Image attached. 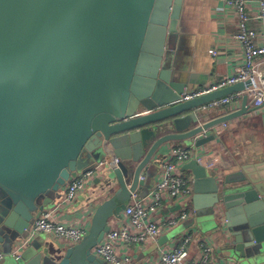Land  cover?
<instances>
[{"label":"water","instance_id":"1","mask_svg":"<svg viewBox=\"0 0 264 264\" xmlns=\"http://www.w3.org/2000/svg\"><path fill=\"white\" fill-rule=\"evenodd\" d=\"M182 2L0 0V251L25 241L78 173L96 172L88 207L107 196L79 243L35 238L0 264H106L92 250L131 194L147 195L165 146L200 148L249 112L250 81L182 101L193 83L175 56ZM236 94L240 109L200 122L207 104ZM182 170L188 228L219 239L222 264H264V164Z\"/></svg>","mask_w":264,"mask_h":264},{"label":"built area","instance_id":"2","mask_svg":"<svg viewBox=\"0 0 264 264\" xmlns=\"http://www.w3.org/2000/svg\"><path fill=\"white\" fill-rule=\"evenodd\" d=\"M227 7L236 16L237 31L233 38L242 50V61L236 65L224 79L183 94L182 101H187L201 95L211 93L238 82L250 81V86L244 91L253 99V107L264 113V82L257 60L264 57V0H254V6L247 5L244 0H225ZM253 25V26H252ZM216 53L213 52V55ZM239 98L238 94L221 98L207 104L203 109L211 110L219 106L231 107ZM229 108L227 109V113ZM204 155L190 148L175 146L168 150L159 164L154 185L145 197L132 193L121 218L104 235L102 241L92 250V254L106 264H131V247L142 246L156 241L164 232L169 231L180 222L188 220L190 213L186 204L192 195L191 181L184 175L182 165L195 160L197 163L213 169L220 174L216 160L204 159ZM96 172L86 169L76 175L61 192L57 205L50 210H44L40 217L29 227L25 241L16 244L11 252L18 258L25 242L35 239L38 234L48 235V239L62 247H69L80 242L87 233L90 222L69 221L56 217L61 207L70 206L76 200L79 192H85L92 186ZM178 207L171 213L158 218L159 212L169 207ZM62 218H64L62 216ZM190 230V229H189ZM189 231L182 234L178 245L170 250L160 251L156 264H213L212 243L196 241L198 251L190 260L187 257L186 246L191 242ZM5 255L0 251V263Z\"/></svg>","mask_w":264,"mask_h":264},{"label":"crops","instance_id":"3","mask_svg":"<svg viewBox=\"0 0 264 264\" xmlns=\"http://www.w3.org/2000/svg\"><path fill=\"white\" fill-rule=\"evenodd\" d=\"M244 1L247 5L254 6V0ZM177 28L179 41L175 49V56L177 57L178 68L184 72L186 79L189 77L193 82L188 91H194L224 79L236 65L241 63L243 58L242 50L233 38L237 31L236 16L233 10L227 7L225 0H183ZM213 52L216 54L213 55ZM257 63L260 71H264V57L259 58ZM238 96L239 98L231 107L226 108L223 106L226 108L225 110L219 107L211 110L202 109L199 112L201 114L200 122L221 116L227 113L228 108L229 111L240 109L242 103L241 94H238ZM251 99V97L248 98L247 104L250 103ZM213 131L216 139L212 143L200 148H194L193 143H189V146L179 142L170 143L165 146L162 156H165L168 150L175 146L190 148L204 155V159L216 160L220 173L223 168L236 162L240 164H264L263 111H257L251 105L246 115L231 120ZM159 164L155 175L159 170ZM210 172L215 175L213 169H210ZM184 175L191 181L189 173L184 172ZM153 185L154 181L151 183V186ZM151 186L149 190L152 188ZM137 195L140 197L139 193ZM106 197L105 195L95 200L92 207H88L87 204L84 205L81 212H72L75 211V205L71 206L72 204L70 205L71 207H61V211L56 214V217L69 221H81L80 219L84 218L85 222L88 223L95 207L104 201ZM57 204L56 201L54 205ZM186 206L188 207L187 203L183 204L182 207ZM50 209L45 208V211ZM177 209L178 207L176 206L164 209L159 212L158 218ZM117 221L118 219L116 218L109 220V226L112 227ZM179 224L164 232L154 242H148L142 246H132L129 252L133 258L131 264H156L159 252L170 250L178 245L182 234L187 231L192 235L191 242L186 246L187 257L190 260L196 256V251H198L196 241L205 240L213 245L211 256L213 264H222L218 252L220 247L219 239L214 235L201 234L189 230L188 220L183 222L182 225Z\"/></svg>","mask_w":264,"mask_h":264},{"label":"rangeland","instance_id":"4","mask_svg":"<svg viewBox=\"0 0 264 264\" xmlns=\"http://www.w3.org/2000/svg\"><path fill=\"white\" fill-rule=\"evenodd\" d=\"M183 145H185V146H189L190 144L188 143V142H185V143H183ZM90 189V186H88V187H86V190L88 191ZM86 194V193H85ZM85 194H84V191L83 192H79L77 195H76V200H75V202L74 203H72V205L71 206H73V205H75V207H74V210L75 211H72V212H81L82 211V207L84 206V205H86V201H85ZM55 204V202H52V203H50V204H48V206H46V208H51V207H53V205ZM70 206V207H71ZM184 222V221H183ZM183 222H180V224L179 225H182L183 224ZM42 238H49L48 237V235H45V234H38V236L36 237V239H38V240H41ZM53 242V241H52ZM53 243H55V244H57L56 242H53ZM14 250V249H13ZM13 250H10V252L8 253V254H6L5 253V260H14V257L12 256V254H11V252L13 251Z\"/></svg>","mask_w":264,"mask_h":264},{"label":"trees","instance_id":"5","mask_svg":"<svg viewBox=\"0 0 264 264\" xmlns=\"http://www.w3.org/2000/svg\"><path fill=\"white\" fill-rule=\"evenodd\" d=\"M220 109L225 110L226 108L223 106H219Z\"/></svg>","mask_w":264,"mask_h":264}]
</instances>
